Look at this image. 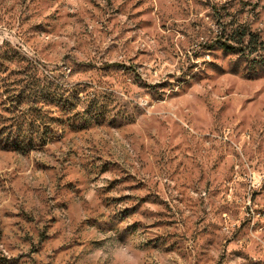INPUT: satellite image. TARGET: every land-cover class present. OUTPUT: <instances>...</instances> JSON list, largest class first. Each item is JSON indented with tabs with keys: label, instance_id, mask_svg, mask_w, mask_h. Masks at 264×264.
<instances>
[{
	"label": "rangeland",
	"instance_id": "1",
	"mask_svg": "<svg viewBox=\"0 0 264 264\" xmlns=\"http://www.w3.org/2000/svg\"><path fill=\"white\" fill-rule=\"evenodd\" d=\"M31 114L0 264H264V0H0V129Z\"/></svg>",
	"mask_w": 264,
	"mask_h": 264
},
{
	"label": "trees",
	"instance_id": "2",
	"mask_svg": "<svg viewBox=\"0 0 264 264\" xmlns=\"http://www.w3.org/2000/svg\"><path fill=\"white\" fill-rule=\"evenodd\" d=\"M246 33H242L241 37L237 40V42L242 41L246 37ZM226 50H233L234 47H232L231 43L227 45H223ZM19 100L16 101L17 104H21L22 100L18 98ZM28 116L21 117L20 121L16 122L14 125H12L11 129L16 128L17 131L14 132V135L12 131H8V133H5L4 130L0 129V138L3 136L5 139H0V148L6 149V148H16L17 150L22 149L24 146L30 147L32 145L33 138L28 135L25 137L23 135L25 132L28 134H33L32 129L34 128V125L37 124V119L35 118V115L31 114ZM14 118V115H13ZM23 139L21 142H18L19 140ZM11 141V142H10ZM25 148V147H24Z\"/></svg>",
	"mask_w": 264,
	"mask_h": 264
},
{
	"label": "clouds",
	"instance_id": "3",
	"mask_svg": "<svg viewBox=\"0 0 264 264\" xmlns=\"http://www.w3.org/2000/svg\"><path fill=\"white\" fill-rule=\"evenodd\" d=\"M139 243L136 236L130 237L125 242H117V246L111 248L110 253L117 264H135L137 258L134 255L135 246ZM108 246L106 245L105 248Z\"/></svg>",
	"mask_w": 264,
	"mask_h": 264
}]
</instances>
